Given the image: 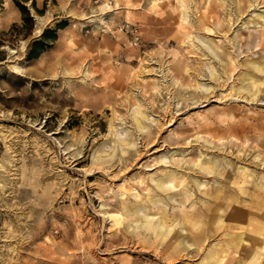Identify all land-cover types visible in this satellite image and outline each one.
<instances>
[{"label":"rangeland","instance_id":"1","mask_svg":"<svg viewBox=\"0 0 264 264\" xmlns=\"http://www.w3.org/2000/svg\"><path fill=\"white\" fill-rule=\"evenodd\" d=\"M184 1L0 0V264H264V225L199 241L157 186L264 201V0Z\"/></svg>","mask_w":264,"mask_h":264},{"label":"bare ground","instance_id":"2","mask_svg":"<svg viewBox=\"0 0 264 264\" xmlns=\"http://www.w3.org/2000/svg\"><path fill=\"white\" fill-rule=\"evenodd\" d=\"M181 2L183 4V7L185 8L184 13H186V11H188L189 6L184 0H181ZM252 5L253 4H251V6ZM243 9H244V5L242 6V4L239 2L237 10L242 11ZM211 14H212V11L208 12L207 14H204V18H207L208 21L213 20V22L215 23L217 20L215 19L214 15H211ZM216 55L218 56V54ZM214 75L216 74L214 73V68H212L211 78L214 77V79H216V76ZM198 76L199 75H197V77ZM247 79L249 81L250 79H252V76H248ZM259 88H260V84L257 83L255 80L252 81V87H251L252 92L255 89L258 90ZM140 115L144 116L142 112H138L139 117ZM139 117L136 119L137 124L138 126H142V120ZM196 166L199 167L198 168L199 170H203L207 174H213L214 178H218L217 175H219V177L221 176L223 177L222 185L217 186V187H214L213 185H211V187H208V184H207L205 186L206 188L202 190L204 194L209 196L208 198L209 204H206L204 206L202 205L197 206V204L192 203L191 198H192L193 193L196 192V190H200L201 186L197 182L190 183L187 176L177 175L176 177L175 176L165 177L164 183L165 185H168L166 186L168 188H164L161 185H157L160 189L164 190V192L167 194L170 192L179 191L177 184L182 185V189L186 192V196L183 201L185 203L191 204L190 209L188 208L186 210L187 213L183 216L184 218L183 224H185L188 228H190L189 233L193 235V231L197 229V231L194 233V236L198 238L199 241H202L206 239L209 235L216 233L220 228H223V229L232 228L230 225L225 224V222H222V224H220V221L225 216V217H229L231 220H236L237 221L236 228L243 230L242 233H236L235 235L236 237L240 238L241 237L240 234H246L247 237H249L250 239L255 238L256 241H258V239L260 238L261 230L259 234L258 229L250 230L248 229V225H251V224H253L254 226L264 225V201H261V200L254 201V197L250 196L249 193L243 190L244 188L243 186H241L242 184L239 186L241 182L240 177L233 176L234 177V180H233L232 175L230 174V171L225 172L226 170H224V172H222V171L217 170V165L215 163L201 162L199 164H196ZM170 178L171 180H168ZM243 182H246V180H243ZM250 183L254 185V182H250ZM185 187H188V188H185ZM257 187L260 189H264V183L263 182L258 183ZM233 188L237 191V195L240 198L241 197L244 198L243 195L249 196L252 204L248 206L247 208L235 207L234 203H237L239 198H237V200L236 199H232V200L224 199L222 194L230 192ZM154 192L157 194H161L157 190ZM152 198L153 197L151 195V196H147L145 199H141L138 202L128 203L127 209L131 211H135L138 209L141 210L143 207H149L152 201ZM255 200H258V199H255ZM189 204L188 206H190ZM221 209H222V213H221ZM252 210H254L255 212L254 211L251 212ZM241 215H246V219L244 220L241 219L240 218ZM194 217L197 219H194ZM218 219H221V220H218ZM148 228L149 230L153 232H159L161 229L159 225H156L154 222H150V221L148 222Z\"/></svg>","mask_w":264,"mask_h":264},{"label":"trees","instance_id":"3","mask_svg":"<svg viewBox=\"0 0 264 264\" xmlns=\"http://www.w3.org/2000/svg\"><path fill=\"white\" fill-rule=\"evenodd\" d=\"M23 12H24L25 14L28 13V11L25 9V7H23ZM54 37H56V34H55V33H54ZM36 46H42V44H41L40 42H37V43H36Z\"/></svg>","mask_w":264,"mask_h":264}]
</instances>
